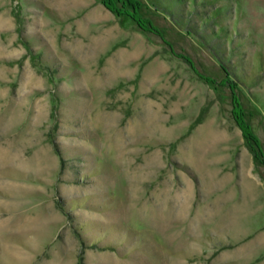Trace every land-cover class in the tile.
<instances>
[{"label": "rangeland", "instance_id": "374dc122", "mask_svg": "<svg viewBox=\"0 0 264 264\" xmlns=\"http://www.w3.org/2000/svg\"><path fill=\"white\" fill-rule=\"evenodd\" d=\"M140 3L0 0V264H264V0Z\"/></svg>", "mask_w": 264, "mask_h": 264}, {"label": "trees", "instance_id": "16d2710c", "mask_svg": "<svg viewBox=\"0 0 264 264\" xmlns=\"http://www.w3.org/2000/svg\"><path fill=\"white\" fill-rule=\"evenodd\" d=\"M104 6L117 16H126L134 19V12L140 8V0H103ZM131 10H129V9Z\"/></svg>", "mask_w": 264, "mask_h": 264}, {"label": "bare ground", "instance_id": "6f19581e", "mask_svg": "<svg viewBox=\"0 0 264 264\" xmlns=\"http://www.w3.org/2000/svg\"><path fill=\"white\" fill-rule=\"evenodd\" d=\"M96 17V16H95Z\"/></svg>", "mask_w": 264, "mask_h": 264}]
</instances>
